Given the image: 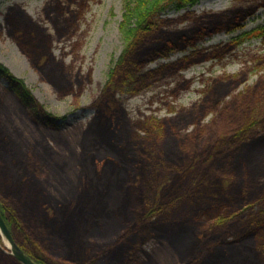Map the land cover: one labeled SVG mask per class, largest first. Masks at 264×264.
Segmentation results:
<instances>
[{
    "label": "trees",
    "instance_id": "trees-1",
    "mask_svg": "<svg viewBox=\"0 0 264 264\" xmlns=\"http://www.w3.org/2000/svg\"><path fill=\"white\" fill-rule=\"evenodd\" d=\"M199 1H126L129 5L118 24L121 52L90 105L95 114L91 127L98 124L100 137L109 130L115 145L98 150L91 160L83 157V165L89 162L93 173L101 163L117 168L116 174L104 175L103 188L96 173H78L76 179L61 175L57 163L45 161L36 145L15 130L12 110L0 103V141L25 169V176L33 178L34 194L41 197L19 187L12 193L0 187V215L17 245L36 264H146L138 261L137 254L152 238L167 241L182 264H264V104L249 103L248 94L232 96L245 84V76L222 73L210 80L211 88L207 84L202 98L190 108L138 121L127 131L129 127H124L129 119L119 96L136 95L154 79L188 65L222 58L232 45L208 52L194 50L175 63L153 69H147L149 64L192 49L216 33L231 32L239 26L237 18L251 14L227 10L209 15L207 23L189 31L167 30L175 19L163 18L166 11H181ZM43 14L58 39L75 32V15L69 6L57 1ZM4 24L32 69L46 78L43 65L55 61L51 36L29 15L16 16L14 7L4 15ZM0 78L29 121L36 125L39 118L50 129L57 128L60 118L46 112L24 82L1 63ZM189 84L177 86L175 94ZM70 91L72 86L63 93ZM252 95L264 98V81ZM0 162L4 161L0 158ZM166 173L171 174L167 185ZM210 183L223 192L209 193ZM189 206L195 209L186 220ZM197 210L202 211L199 218ZM103 229L112 230L114 238L98 245L96 238ZM0 264L19 263L0 250Z\"/></svg>",
    "mask_w": 264,
    "mask_h": 264
},
{
    "label": "rangeland",
    "instance_id": "rangeland-1",
    "mask_svg": "<svg viewBox=\"0 0 264 264\" xmlns=\"http://www.w3.org/2000/svg\"><path fill=\"white\" fill-rule=\"evenodd\" d=\"M57 1L72 10L75 15L76 32L70 39L53 42L52 53L55 61L43 65L46 75L44 78L31 68L26 58L7 37L4 15L9 8L14 7L16 16L21 13L29 15L53 34L51 24L44 18L43 13L44 9L53 7ZM126 1L0 0V63L24 82L46 112L60 118L58 126L53 130L40 122L39 118L35 119L36 125L29 121L15 99V94L2 78H0L1 105L12 110L11 120L15 130L24 140L36 145L45 161L57 163L63 172L61 175L68 174L76 179L78 173L91 172L92 175L96 173V177L102 179L100 187L103 186L104 175L116 174L117 168H113L109 162L101 163L97 164L93 173L89 162L88 166L83 165V157L87 156L91 160L94 153L98 150L100 152L108 150L107 147H113L115 142L109 130L100 137L102 131L95 129L99 127L98 124L95 123L91 127L90 123L95 114L90 105L103 87L112 62L121 52L122 42L118 24L129 5ZM251 5L256 6L253 13L249 8ZM227 10L238 11L240 15H244L245 12L251 14L243 19L237 18L239 26L231 32L214 34L199 42L196 47L185 52H177L166 59H159L149 64L147 68L175 63L194 50L208 52L224 45H232V50L222 58L194 63L176 74L158 77L148 88L136 95H121L120 99L129 119L128 126H124L129 127L126 131L135 128L138 121H145L151 117H166L170 115V109L190 108L202 98L208 85V89L211 88L210 80L222 73L246 77L245 84H242L232 96L238 93L248 94L249 103L257 107L264 104L262 103L264 98L253 99L252 95L258 83L264 81V0H200L192 7L181 11L170 9L163 18L175 19L167 26V30L183 31L207 23L209 15H217ZM186 13L187 18L177 20ZM261 60L263 61L260 62ZM61 65L64 71L61 70ZM187 81H190L187 89L180 90L177 94L173 93L177 86ZM71 86L72 91L63 93ZM227 100L230 101V97ZM211 117L212 115H209L208 119ZM3 145L0 141V158L4 161L0 162V187L7 193H12L19 187L33 194L35 198H41L34 194L33 178L25 176V169H21L19 164L12 160ZM154 173L161 174L160 171ZM170 179L171 174L166 173L163 182L167 185ZM47 189L52 195L59 196L52 186H47ZM207 191L217 195L223 192V188L210 183L207 185ZM187 208L184 210V213L187 211L184 214L186 220L190 218L191 209H195L192 206ZM201 212L196 211L198 218ZM100 232L96 238L98 245H104L114 238L112 230L103 229ZM77 250V245L74 244V251ZM84 251L88 254V250ZM137 258L139 262L146 264H182L179 255L170 248L168 242L157 238L145 241Z\"/></svg>",
    "mask_w": 264,
    "mask_h": 264
},
{
    "label": "flooded vegetation",
    "instance_id": "flooded-vegetation-1",
    "mask_svg": "<svg viewBox=\"0 0 264 264\" xmlns=\"http://www.w3.org/2000/svg\"><path fill=\"white\" fill-rule=\"evenodd\" d=\"M44 18L46 19V17L44 16ZM34 20V19H33ZM47 20V19H46ZM35 21V20H34ZM48 21V20H47ZM36 22V21H35ZM49 22V21H48ZM38 23V22H37ZM50 23V22H49ZM39 24V23H38ZM40 25V24H39ZM41 26V25H40ZM42 27V26H41ZM51 27H52V29H53V26L51 25ZM5 28V27H4ZM43 29H45L46 30V33L47 34H49L50 36H51V38H52V42H51V53H52V49H53V42L54 41H61V40H65V39H70L72 36H74V34H75V32H76V30H75V32L71 35V34H68L67 36H65L64 38H62V39H58L57 37H56V35H55V33H54V29H53V34H51V33H49L48 32V30L46 29V28H44V27H42ZM187 31H189V30H187ZM5 33H6V28H5ZM7 35V34H6ZM7 37L15 44V42L7 35ZM15 46H16V44H15ZM17 47V46H16ZM18 48V47H17ZM19 50V49H18ZM52 55H53V53H52ZM24 56V55H23ZM25 57V56H24ZM26 58V57H25ZM27 60V59H26ZM28 61V60H27ZM29 63V62H28ZM30 65V64H29ZM149 66V65H148ZM147 66V67H148ZM32 68V67H31ZM156 68V67H155ZM148 69V68H147ZM149 69H153V68H149ZM190 82V81H189ZM189 87V86H188ZM181 90H185V89H181ZM174 94H175V92H173ZM177 94V93H176ZM130 96V95H129ZM119 99H120V96H119ZM121 100V99H120ZM121 102H122V100H121ZM122 105H123V102H122ZM123 107H124V105H123ZM124 109H125V107H124ZM171 110V109H170ZM125 111H126V109H125ZM127 112V111H126ZM128 114V113H127ZM152 118V117H151ZM155 118H157V117H155ZM149 119V118H148ZM1 216V215H0ZM2 217V216H1ZM3 219V218H2ZM4 221V220H3ZM5 223V222H4ZM6 225V224H5ZM6 227H7V225H6ZM7 229H8V227H7ZM9 230V229H8ZM10 232V231H9ZM11 234V233H10ZM11 237H12V235H11ZM12 239H13V237H12ZM3 240V241H2ZM13 241H14V243L17 245V243L15 242V240L13 239ZM4 242V243H3ZM5 242H6V240L4 239V237L0 234V250H2L5 254H7V255H9V256H11L14 260H16L19 264H22L20 261H18L13 255H12V252H11V249H10V247L9 246H7V245H5ZM17 247L21 250V248L17 245ZM22 252H23V250H21ZM25 255H27L25 252H23ZM28 256V255H27ZM29 257V256H28ZM30 258V257H29ZM31 259V258H30ZM32 260V259H31ZM33 261V260H32ZM34 262V261H33ZM35 263V262H34ZM36 264V263H35Z\"/></svg>",
    "mask_w": 264,
    "mask_h": 264
},
{
    "label": "water",
    "instance_id": "water-1",
    "mask_svg": "<svg viewBox=\"0 0 264 264\" xmlns=\"http://www.w3.org/2000/svg\"><path fill=\"white\" fill-rule=\"evenodd\" d=\"M0 234L8 243L12 255L22 264H35L27 255H25L14 243L9 230L7 229L2 217L0 216Z\"/></svg>",
    "mask_w": 264,
    "mask_h": 264
},
{
    "label": "bare ground",
    "instance_id": "bare-ground-1",
    "mask_svg": "<svg viewBox=\"0 0 264 264\" xmlns=\"http://www.w3.org/2000/svg\"><path fill=\"white\" fill-rule=\"evenodd\" d=\"M250 10L252 11V13L254 12V10H255V8H256V6L255 5H251L250 7ZM220 33V32H219ZM217 34V33H216ZM6 245V244H5Z\"/></svg>",
    "mask_w": 264,
    "mask_h": 264
}]
</instances>
